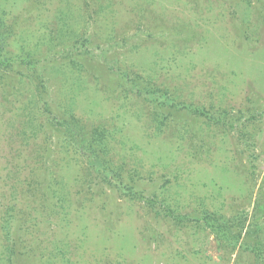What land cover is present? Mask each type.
<instances>
[{
	"label": "rangeland",
	"instance_id": "374dc122",
	"mask_svg": "<svg viewBox=\"0 0 264 264\" xmlns=\"http://www.w3.org/2000/svg\"><path fill=\"white\" fill-rule=\"evenodd\" d=\"M0 15L7 53L32 62L0 80V264H264V0H0ZM72 116L104 130L134 194L61 148L49 120ZM31 172L46 195L14 189Z\"/></svg>",
	"mask_w": 264,
	"mask_h": 264
},
{
	"label": "trees",
	"instance_id": "16d2710c",
	"mask_svg": "<svg viewBox=\"0 0 264 264\" xmlns=\"http://www.w3.org/2000/svg\"><path fill=\"white\" fill-rule=\"evenodd\" d=\"M11 35V27L2 20V16L0 15V80L3 79V74L5 75V72L10 70L15 64L21 66H29L32 64L31 60H29V58H31L30 56H11L7 53L6 48ZM5 52L9 56H7ZM125 77L127 76L125 75ZM162 102L164 105H167L171 108H184L181 103L176 102L173 99L165 98L164 96L162 97ZM70 118L71 119L69 121H57L56 119H54V122H52L51 120H49L51 128H58L57 130L62 133L64 142L61 143V148L63 147L64 149H66L68 147H72L80 156L83 157V160L85 162L84 165H86L88 168L87 172L96 174L98 178L101 179L102 183L106 184L114 190L125 191L134 194L131 187L123 183L120 175V169L112 165L109 158H107L108 150L105 142L107 136L104 133V130L99 128H92L89 131L88 136H86V134L83 135L84 125L80 123L78 118H75L74 116ZM30 123H32V120L29 121V124ZM32 130V133H34V131L36 133L38 132V130H34V128H32ZM15 172L16 174L19 173L18 168H15ZM43 173H41L38 177L36 176V172L29 173L23 179V181L19 182V184L21 185H13L14 189H16V186H20L18 189V194L22 195L26 192H31L32 189L39 192L43 190L44 194L46 195L45 192H49L52 189V186L50 184V186L47 185L45 187L41 182H38L39 178L43 177ZM44 181L45 180L43 179V182ZM40 196H43V194L40 193ZM10 213L11 210L6 209L7 216L2 219L4 225L8 224V222H10V220L12 219ZM169 214L170 217L174 218L173 220H177V222L179 223L181 222L180 216L176 214L173 215V211L167 209V215Z\"/></svg>",
	"mask_w": 264,
	"mask_h": 264
}]
</instances>
